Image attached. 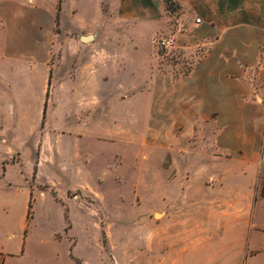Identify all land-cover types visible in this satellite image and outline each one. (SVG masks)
<instances>
[{"label": "rangeland", "instance_id": "obj_1", "mask_svg": "<svg viewBox=\"0 0 264 264\" xmlns=\"http://www.w3.org/2000/svg\"><path fill=\"white\" fill-rule=\"evenodd\" d=\"M21 1L57 10L61 51L75 53L74 39L92 34L98 49L121 55L114 70L117 81L108 84L115 97L106 106L118 120H91L84 127L89 136L80 139L70 133L83 130L73 131L74 123L60 115L66 96L55 97L50 85L44 103V121L51 122L61 161L77 157L88 164L62 169L59 177L61 183L75 184L71 196H81L72 238L81 256L76 264H180L182 258L200 262L208 252L197 246L202 239L226 242L216 264H264V0H193L192 6L180 0ZM198 17L204 25L193 30ZM163 38L173 41L165 46ZM211 42L221 55L208 59L203 80L218 83L219 105L213 121L195 124L193 139L211 144L217 136L214 157L203 158L205 168L198 175L224 181L210 190L215 201L201 210L195 201L201 186L193 183L185 191L167 169L175 156L172 149L179 148L175 134L183 123L178 120L181 106H166L163 100L170 95L171 80L203 60ZM155 72L171 77H162L152 88ZM131 97L133 104L119 103ZM153 99L160 103L153 105ZM53 103L59 105L56 110ZM29 114L35 116V107ZM188 153L186 158L177 155L175 162H191L183 170L196 175L201 158ZM249 196L253 219L245 226L238 214L247 208ZM63 215L68 231L72 223L67 208ZM53 222L57 226L58 218L45 213L39 218L44 227ZM185 226H203L208 232L200 239L194 233L183 236Z\"/></svg>", "mask_w": 264, "mask_h": 264}, {"label": "crops", "instance_id": "obj_2", "mask_svg": "<svg viewBox=\"0 0 264 264\" xmlns=\"http://www.w3.org/2000/svg\"><path fill=\"white\" fill-rule=\"evenodd\" d=\"M215 1L208 2L214 4ZM193 2L180 0L185 6H192ZM56 15L55 8H45L36 1L28 4L21 0H0V264H76L81 258L76 252L77 245L72 243L74 219L79 211L77 202L81 196H71L70 192L76 189L75 184L61 183L59 177L62 169H77L78 165L88 164L77 157L72 161H61L60 153L54 148L51 122L48 118L44 121V103L50 85L55 97L62 95L67 98V105L59 107L62 120L74 123L73 131L83 130L82 133H70V136L80 139L89 136L84 127L91 120L106 122L119 119L118 114L109 112L106 106L109 98L115 97L114 90L109 92L108 84L117 81L114 70L120 65V52L98 49L97 36L84 42L81 40L83 35L74 39L75 53L61 51V39L55 32ZM203 23L195 22L193 30L201 28ZM207 41L204 44L208 45ZM210 46L212 48L206 50L203 60L187 74L171 80L170 95L163 100L166 106H181L178 120L183 123L175 134L180 140L179 148L172 149L175 156L167 169L174 171L172 179H179L185 191L193 183L201 186V194L196 193L195 196L196 206L201 210L215 201L209 192L224 181L198 175L205 168L203 158L211 159L215 153L212 148L218 146L214 141L217 136L211 144L203 140L204 148V142L193 139L197 132L195 124L199 120L213 121L214 107L219 105L218 83L203 80L208 59L221 55L213 48L212 42ZM152 76L149 82V85L153 84L152 88L162 77H171L166 72H155ZM134 97L121 98L119 103L133 104ZM151 103L156 105L160 101L153 99ZM58 106L53 103V109ZM200 106L204 109H199ZM30 107H35L33 117L29 114ZM49 137L51 142L47 140ZM192 144L196 146L192 147ZM199 147L201 149L197 150ZM190 151L201 158L199 165L202 166L196 165V175L183 170L188 169L186 164L191 162L184 165L175 162L177 155L185 157ZM15 155L16 159L12 160ZM250 201L249 196L247 208L238 214L245 226L253 219ZM66 208L72 223L68 231H65L63 215ZM44 213L46 217L58 218V225L54 226V222L46 227L40 225L39 218ZM205 230L203 226H185L180 233L183 236L194 233L200 239ZM225 243L213 240L204 243L202 239L197 246L201 252L208 251L205 259L195 262L182 258L180 264H216L219 248L226 246Z\"/></svg>", "mask_w": 264, "mask_h": 264}, {"label": "built area", "instance_id": "obj_3", "mask_svg": "<svg viewBox=\"0 0 264 264\" xmlns=\"http://www.w3.org/2000/svg\"><path fill=\"white\" fill-rule=\"evenodd\" d=\"M202 21V18L201 17H198L196 22L199 24L201 23ZM173 41V39H166V38H163L162 39V44L165 45V46H168L171 42Z\"/></svg>", "mask_w": 264, "mask_h": 264}, {"label": "water", "instance_id": "obj_4", "mask_svg": "<svg viewBox=\"0 0 264 264\" xmlns=\"http://www.w3.org/2000/svg\"><path fill=\"white\" fill-rule=\"evenodd\" d=\"M94 39V35H83L82 37H81V40L82 41H84V42H89V41H91V40H93Z\"/></svg>", "mask_w": 264, "mask_h": 264}, {"label": "trees", "instance_id": "obj_5", "mask_svg": "<svg viewBox=\"0 0 264 264\" xmlns=\"http://www.w3.org/2000/svg\"><path fill=\"white\" fill-rule=\"evenodd\" d=\"M262 196L264 197V183H263V188H262Z\"/></svg>", "mask_w": 264, "mask_h": 264}]
</instances>
